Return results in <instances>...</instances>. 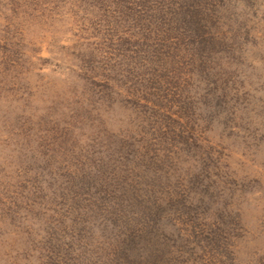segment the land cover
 <instances>
[{
    "label": "rangeland",
    "instance_id": "obj_1",
    "mask_svg": "<svg viewBox=\"0 0 264 264\" xmlns=\"http://www.w3.org/2000/svg\"><path fill=\"white\" fill-rule=\"evenodd\" d=\"M0 264H264V0H0Z\"/></svg>",
    "mask_w": 264,
    "mask_h": 264
}]
</instances>
